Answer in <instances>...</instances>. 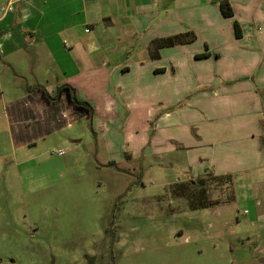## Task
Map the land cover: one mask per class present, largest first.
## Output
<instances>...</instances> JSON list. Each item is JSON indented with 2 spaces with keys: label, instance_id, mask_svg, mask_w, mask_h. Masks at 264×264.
Masks as SVG:
<instances>
[{
  "label": "crops",
  "instance_id": "1",
  "mask_svg": "<svg viewBox=\"0 0 264 264\" xmlns=\"http://www.w3.org/2000/svg\"><path fill=\"white\" fill-rule=\"evenodd\" d=\"M178 35L187 41L155 45ZM15 76L51 97L75 88L109 166L179 162L186 176L171 186L213 176L234 187L264 171V0H0V79Z\"/></svg>",
  "mask_w": 264,
  "mask_h": 264
},
{
  "label": "rangeland",
  "instance_id": "2",
  "mask_svg": "<svg viewBox=\"0 0 264 264\" xmlns=\"http://www.w3.org/2000/svg\"><path fill=\"white\" fill-rule=\"evenodd\" d=\"M37 86L0 79V264H264V171L204 179V200L222 204L193 207L170 185L179 162L109 166L92 119L67 98L27 100Z\"/></svg>",
  "mask_w": 264,
  "mask_h": 264
},
{
  "label": "trees",
  "instance_id": "3",
  "mask_svg": "<svg viewBox=\"0 0 264 264\" xmlns=\"http://www.w3.org/2000/svg\"><path fill=\"white\" fill-rule=\"evenodd\" d=\"M222 9H223V12L226 16L230 17L233 15V11L227 3H223ZM186 41L187 40L184 38L183 35H178V36H174V37L159 39L156 41L155 45L157 48H161V47H165V46H173L176 44H181V43H184ZM189 41H193V38ZM34 91H40L42 93V95L44 96V98L48 101L60 99L63 92L67 91L68 96H69V101L72 103L73 106L80 109L83 113H86L89 116L93 114L94 109L91 106V104H89L88 102L79 100L77 97V92H76L75 88H73L70 85L61 86L58 89V92H57L55 97H51L50 94L48 93V91L45 88L40 87V86L35 88ZM208 178L212 179V182H214L218 186H224V185L231 183L230 177L208 176L206 178L199 179L200 181L199 180H195V181L193 180V181H190L188 183L178 184L179 186H178L176 194L179 196H185L188 199L189 203L192 204L193 207L205 206V205H208L211 203L212 204L213 203L222 204L220 200L215 201V202L204 200V198L206 199V195H207L206 191L208 192V189H209L208 187H210L211 185H210V183H206L204 185L202 183V181H204V179H208ZM201 186L204 187L202 191H205V193L202 194V193L198 192L196 194V189L201 187ZM232 198H233V195H230L228 200L230 201V200H232Z\"/></svg>",
  "mask_w": 264,
  "mask_h": 264
},
{
  "label": "built area",
  "instance_id": "4",
  "mask_svg": "<svg viewBox=\"0 0 264 264\" xmlns=\"http://www.w3.org/2000/svg\"><path fill=\"white\" fill-rule=\"evenodd\" d=\"M15 10V7H14V4L13 2L7 4L6 6H4L2 9H1V12L6 15L8 14L9 12H13ZM58 154L59 155H64L65 152L63 150H59L58 151Z\"/></svg>",
  "mask_w": 264,
  "mask_h": 264
}]
</instances>
